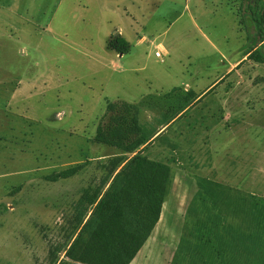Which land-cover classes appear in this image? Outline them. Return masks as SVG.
I'll return each mask as SVG.
<instances>
[{"label": "rangeland", "instance_id": "obj_1", "mask_svg": "<svg viewBox=\"0 0 264 264\" xmlns=\"http://www.w3.org/2000/svg\"><path fill=\"white\" fill-rule=\"evenodd\" d=\"M237 1L231 14L233 0H0V264H73L83 191L123 166L92 142L107 103L139 105L147 136L249 52L144 151L171 174L128 264H264V32ZM119 28L121 56L106 48Z\"/></svg>", "mask_w": 264, "mask_h": 264}, {"label": "trees", "instance_id": "obj_2", "mask_svg": "<svg viewBox=\"0 0 264 264\" xmlns=\"http://www.w3.org/2000/svg\"><path fill=\"white\" fill-rule=\"evenodd\" d=\"M260 2L254 0L249 13L262 37L264 15L259 12ZM106 47L117 55L128 50L126 41L119 35L111 36ZM251 56L252 53H247V59ZM256 61L261 63L259 57ZM138 115L139 105L106 104L107 121L97 126L92 142L119 150L121 157L113 159L112 164L114 169L123 166L103 193L101 189H95L92 194L91 189L83 191L82 201L92 209L82 226L81 216L78 218L79 232L66 250L65 257L73 264H128L158 220L171 170L168 165L136 152L148 140ZM132 153H135L132 157H124ZM78 170L77 166L70 167L49 179L53 182L66 179Z\"/></svg>", "mask_w": 264, "mask_h": 264}, {"label": "crops", "instance_id": "obj_3", "mask_svg": "<svg viewBox=\"0 0 264 264\" xmlns=\"http://www.w3.org/2000/svg\"><path fill=\"white\" fill-rule=\"evenodd\" d=\"M234 2H228V3H226V5L229 7V13H231V14H235V1L236 0H233ZM237 8H238V10H241L242 9V0H238L237 1ZM247 8H249V5H248V3H247ZM124 12H125V14H126V12H127V10H124ZM128 14V13H127ZM128 16V15H127ZM121 33V30H120V28L115 32V34H117V35H119ZM120 36V35H119ZM123 40H125L126 41V43H127V45H128V47H129V40H128V38L126 37V36H120ZM109 40V39H108ZM107 40V41H108ZM145 41H147V38L146 37H144V36H142V37H140V38H138V40H137V43H143V42H145ZM107 43V42H106ZM150 44H152V41H150ZM107 48V47H106ZM156 48H159L160 50H161V53H162V57L161 58H157V59H160V60H162V58H163V48H162V46L160 45V44H158V45H154V47H153V53H154V51H155V49ZM119 56H121V55H119ZM154 56V55H153ZM244 58H246L247 59V53L246 54H244L241 58H239L238 60H236V61H234V62H232L231 64H229V66H228V68H227V70H226V72L224 73V74H222V75H220V76H218L217 78H215L208 86H206V88H204L203 90H200L198 93H196V94H194V93H191L190 92V90L188 91V92H186L185 93V95L184 96H186L187 94H189V93H191L190 95H192L191 97H190V99H188L189 100V103L190 104H188V106L184 109V110H181V111H179V112H176V113H174V115H169V113H171L170 112V109H167V110H165V114H164V116H165V118H166V121L167 122H162V121H160V123L159 124H157V125H154V127L152 128V130H151V132H150V134H148L147 136H146V138H148V140L141 146V147H139L138 148V150L136 151V152H140L143 156H145L144 155V151L150 146V145H153V142H154V140L155 139H157L158 137H160V135L168 128V125H169V123H171L174 119L176 120L177 118H180L188 109H190L193 105H194V103H196V102H198L200 99L199 98H202L204 95H206L208 92H210L211 90H213L214 88H215V86H217L218 84H220L221 82H223L224 80H225V77L228 75V73L229 72H231L232 70H235L236 69V67L240 64V63H242L243 61H244ZM231 70V71H230ZM185 89H187V87H185ZM183 96V97H184ZM138 121H139V124H140V127H141V129L144 131V129H143V127L141 126V123H140V119H139V117H138ZM145 134V133H144ZM133 154H135V153H132V154H128V155H133ZM158 154V152H152V156H154V155H157ZM187 154H188V156H192L191 155V151H187ZM146 157V156H145ZM155 157V156H154ZM149 159V158H148ZM150 160H152V159H150ZM153 161H157V160H153ZM158 162H160V161H158ZM161 163H163V162H161ZM165 164V163H164ZM167 165V164H166ZM236 167L235 166H233V176L235 177V175H236V173H239L238 172V170H237V172H236V169H235ZM236 172V173H235ZM240 174V173H239ZM238 174V175H239Z\"/></svg>", "mask_w": 264, "mask_h": 264}, {"label": "built area", "instance_id": "obj_4", "mask_svg": "<svg viewBox=\"0 0 264 264\" xmlns=\"http://www.w3.org/2000/svg\"><path fill=\"white\" fill-rule=\"evenodd\" d=\"M153 55L155 58H161L162 57L161 50L159 48H156Z\"/></svg>", "mask_w": 264, "mask_h": 264}, {"label": "flooded vegetation", "instance_id": "obj_5", "mask_svg": "<svg viewBox=\"0 0 264 264\" xmlns=\"http://www.w3.org/2000/svg\"><path fill=\"white\" fill-rule=\"evenodd\" d=\"M254 0H248V5L249 8L253 6ZM249 8H248V12H249Z\"/></svg>", "mask_w": 264, "mask_h": 264}]
</instances>
